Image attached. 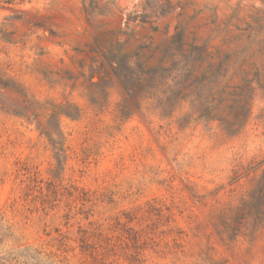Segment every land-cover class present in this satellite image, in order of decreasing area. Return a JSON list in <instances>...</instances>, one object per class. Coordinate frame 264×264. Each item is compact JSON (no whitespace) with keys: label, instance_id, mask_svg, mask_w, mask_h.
Returning <instances> with one entry per match:
<instances>
[{"label":"rangeland","instance_id":"1","mask_svg":"<svg viewBox=\"0 0 264 264\" xmlns=\"http://www.w3.org/2000/svg\"><path fill=\"white\" fill-rule=\"evenodd\" d=\"M194 47L203 59L179 71L173 58ZM108 49L120 51L122 75ZM161 60L177 68L146 74ZM256 70L264 0H0L2 77L46 107L80 112L55 123L65 139L57 159L41 133L47 118L11 114L23 104L0 83V257L264 264V226L250 235L237 219V237L218 234L264 171V91L251 87L250 116L232 134L205 117V83L243 86ZM215 113L235 118L225 104Z\"/></svg>","mask_w":264,"mask_h":264},{"label":"trees","instance_id":"2","mask_svg":"<svg viewBox=\"0 0 264 264\" xmlns=\"http://www.w3.org/2000/svg\"><path fill=\"white\" fill-rule=\"evenodd\" d=\"M108 53L109 55H111V58H108V61L111 64L113 71L115 72V74L122 75V67L120 66V61H122L123 57L120 55V51L118 50L116 52L112 49H108ZM201 56L202 48L194 47L189 52V54L186 55L182 52L181 54L176 56V58H173V61L178 62V67L180 66L179 71L185 69L188 74H192L196 61H201L203 59ZM138 57V54L134 55L133 57H128V60H126L128 70H132L133 63H138ZM139 66H141V64H139ZM222 67V63H219L216 71L209 74L210 77H207V79L211 80V78H218L220 76ZM175 68L167 66L166 62L164 60H161L157 67L153 69L149 68L146 74L151 71L152 74L158 75L167 73L171 70L175 71ZM204 76L206 77V74H204ZM246 77L247 75L242 80L244 82L243 86L241 83L240 86H234L231 89L229 87L213 89L211 86V82L204 84V89L210 93L209 96L211 97L205 110V117H210L211 115L217 117V120L220 121L221 125L229 134H232L235 128L241 126V124H245L250 116L251 104L249 102L248 93L251 87L256 85L264 91V71L260 72L256 70L254 78L251 81L247 80ZM0 83L1 90L16 94L20 97L19 100L23 104V106L20 107L19 110H11V114L27 122H34L39 116L47 118L48 121L45 128L41 129V133L47 138V140H49V142L53 146L56 152L55 155L57 159L62 158V156L65 154V139L59 128H55V123L58 122L61 116H66L69 118L79 117V109L71 104H68V107L70 106L71 110L65 109V107L63 106L58 108H56L55 106L50 108L46 107L45 105L40 104L35 100H31L28 94L18 84L10 79H4L1 74ZM223 104H225V107L230 110L229 115H235L234 120H228V118L219 116L215 113L216 110H220V107ZM29 110L32 111V118L26 115V112ZM45 112H49V114L46 115L44 114ZM240 203V206H236L235 208L230 209L229 213L227 214V216H230L229 222L227 223V220H225L222 224L227 232L221 230L220 232H218L219 235H221L220 233H227L228 239L237 237V230L233 228V221L237 219L238 220L236 223L243 226L244 223H246L247 227H250V230L252 231L250 235L253 234V231L255 232L256 230H258L260 226H264V171L257 183L255 190L248 194L247 198L241 199ZM237 213H240L242 218H235L234 215ZM223 242L226 244L225 241ZM13 261V259L9 260L7 258L0 257V264H10L7 262Z\"/></svg>","mask_w":264,"mask_h":264}]
</instances>
